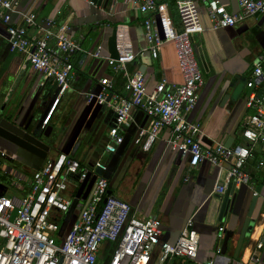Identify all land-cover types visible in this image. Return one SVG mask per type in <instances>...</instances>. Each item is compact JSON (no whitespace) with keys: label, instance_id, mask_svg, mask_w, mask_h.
Masks as SVG:
<instances>
[{"label":"crops","instance_id":"obj_1","mask_svg":"<svg viewBox=\"0 0 264 264\" xmlns=\"http://www.w3.org/2000/svg\"><path fill=\"white\" fill-rule=\"evenodd\" d=\"M162 1L167 4L169 21L180 30L175 0ZM218 1L227 13L238 12L236 0ZM207 2H196L204 31L191 39L204 84L186 119L199 124L202 145H247L241 128L251 111L245 108L244 84L258 56L264 55V17L248 18L234 27L213 31ZM20 13L35 17L36 26L27 29L29 35L40 36V24L51 19L54 29L65 27L81 50L72 59L74 74L70 88L42 130V121L57 96V87L52 82H44L23 55L11 52L6 26L0 22V122L6 120L38 134L48 147V151L43 152L0 127V194H8V187H13L14 195H11L23 197L33 172L63 152L106 178L109 194L128 203L138 216L158 219L162 242H175L186 220L193 217L200 237L197 259L204 263L213 258L217 250L234 259L254 191L257 192L254 210L257 217L234 260L245 261L260 240L263 249L258 252L261 259L258 264H264V168L256 167L262 156L259 147L246 167L252 178L250 186H229L222 194L215 192V188L224 183L228 165L223 164L219 169L201 163L190 171V178L185 181L188 166L179 154L167 149V128L161 131L149 152L141 151L139 145L134 144L149 126V119L141 112L133 113L134 124L125 132L123 144L114 153L106 152L109 130L115 125L114 113L88 101L85 94L98 90L99 81L105 78L110 79L115 92L126 94V76L112 70L115 60L123 53L125 42L127 54L133 58L127 64V75L141 72L148 93L163 78L170 85L182 82L172 43L164 44L156 59L148 51L138 4L130 0H102L101 5H90L88 0H19L18 12L11 16L10 24L22 23ZM99 47V58L90 56ZM262 65L264 69V60ZM41 83L44 84L41 86ZM238 83L243 87L238 97L231 99ZM226 96L229 98L224 102ZM55 127L58 129L54 132ZM48 128L49 135L45 136ZM70 182L65 198L79 195L78 198L88 200V191H79L82 184L78 188L73 186L76 177H71ZM77 214L76 211L73 222ZM221 225L225 226L224 240L218 244L215 235Z\"/></svg>","mask_w":264,"mask_h":264},{"label":"built area","instance_id":"obj_2","mask_svg":"<svg viewBox=\"0 0 264 264\" xmlns=\"http://www.w3.org/2000/svg\"><path fill=\"white\" fill-rule=\"evenodd\" d=\"M205 1H208L207 15L213 31L234 27L248 18L264 17V0H236V14L227 13L218 0ZM88 2L93 5L92 0ZM130 2L138 4L143 16L144 40L153 59L158 57L164 44H173L182 82L170 85L163 78L148 93L141 72L127 75V64L133 58L127 54L126 42H123V53L115 60L112 70L126 76V94L115 92L108 78L99 81L98 90L85 94L88 101L114 113L115 125L109 130L106 152L114 153L123 144L125 132L134 124L133 113L137 111L149 119V126L134 144L139 145L141 151L149 152L161 131L167 128V149L179 154L188 166L185 181L189 180L190 171L201 163L219 169L227 164L224 183L217 185L215 192L222 194L229 186L249 187L252 178L246 167L257 147L262 156L256 167L264 168V55L258 56L244 84L247 91L245 108L251 111L241 128L247 145H202L199 124L186 119L204 84L191 42L193 36L204 31L197 0H175L180 30L169 21L167 4L163 1ZM18 7L19 0H0V22L6 26L8 46L11 52L23 55L44 82L54 83L58 90L42 121L41 129L44 130L61 97L70 88L74 74L72 59L81 49L69 37L65 27L54 29L51 19L40 24L41 34L35 37L27 32L28 28L36 26L32 14L20 13L22 23L10 24ZM99 54L100 47L90 56L99 58ZM92 176L95 180L88 200L65 198L71 177H76L77 184L73 186L78 188ZM108 187L106 178L96 175L63 152L48 159L42 168L33 172L29 189L23 197L0 194V264H258L261 260L258 252L263 249V243L257 240L254 251L245 261L234 260L217 250L213 258L199 262L200 237L193 217L186 220L175 242H162L161 222L138 216L128 203L109 194ZM252 195L257 197V192L253 191ZM75 199L77 218L59 242V223ZM224 233L225 226H219L215 235L218 244L224 240ZM105 242L112 244L111 250L99 263Z\"/></svg>","mask_w":264,"mask_h":264},{"label":"water","instance_id":"obj_3","mask_svg":"<svg viewBox=\"0 0 264 264\" xmlns=\"http://www.w3.org/2000/svg\"><path fill=\"white\" fill-rule=\"evenodd\" d=\"M93 3H96L97 5H101L102 0H92ZM162 1V0H160ZM106 5V4H105ZM243 87L242 83H238L235 88L233 93L231 94V99H236L241 91ZM229 98V96H226L224 98V102ZM0 127L2 129H4L5 131H7L8 133L12 134L13 136L19 138L20 140H22L23 142L29 144L32 147H35L43 152H47L48 151V147L39 139L38 134L34 133V132H27L21 128H19L18 126L7 122L6 120H2L0 122ZM50 132V128H48L47 132H45V136L49 135ZM95 180V176L90 177L89 179H87L86 181H84L81 185V188L79 191H83L86 190L87 194L89 193V190L91 189L93 182ZM220 186L222 184H219ZM79 197V195H77V198ZM256 202H257V198L253 197L251 204L249 206L248 212L246 214L240 235H239V240L237 243V247L235 250V254H234V259H237L239 252L241 250L244 238L246 236V234L248 233L249 229L251 228V222L255 221L256 217H257V213H255V206H256ZM77 203V200H73L70 208L62 222V224L59 227V230L57 232V236L59 239H62L64 237L65 232L68 230L69 226L71 225V223L73 222V217L75 212L77 211L75 208V205Z\"/></svg>","mask_w":264,"mask_h":264},{"label":"rangeland","instance_id":"obj_4","mask_svg":"<svg viewBox=\"0 0 264 264\" xmlns=\"http://www.w3.org/2000/svg\"><path fill=\"white\" fill-rule=\"evenodd\" d=\"M55 130H54V132L55 131H57V129H58V127H55L54 128ZM8 187V186H7ZM9 188V190H8V196H13L14 195V193H13V191H14V189H13V187H8ZM11 194H13V195H11ZM111 243H109V242H105L103 245H102V248H101V252H100V259H99V263H101L102 262V260L109 254V251L111 250ZM190 264H192V263H190Z\"/></svg>","mask_w":264,"mask_h":264},{"label":"trees","instance_id":"obj_5","mask_svg":"<svg viewBox=\"0 0 264 264\" xmlns=\"http://www.w3.org/2000/svg\"><path fill=\"white\" fill-rule=\"evenodd\" d=\"M174 3H175V1H174ZM253 223H254V221L251 222V226H252Z\"/></svg>","mask_w":264,"mask_h":264}]
</instances>
